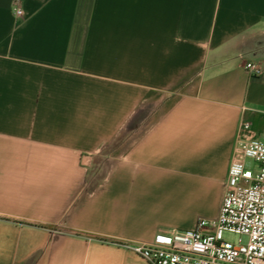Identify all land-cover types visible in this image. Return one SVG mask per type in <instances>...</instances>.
Segmentation results:
<instances>
[{
	"label": "crops",
	"instance_id": "obj_1",
	"mask_svg": "<svg viewBox=\"0 0 264 264\" xmlns=\"http://www.w3.org/2000/svg\"><path fill=\"white\" fill-rule=\"evenodd\" d=\"M263 130L264 0H0V264H147Z\"/></svg>",
	"mask_w": 264,
	"mask_h": 264
},
{
	"label": "built area",
	"instance_id": "obj_2",
	"mask_svg": "<svg viewBox=\"0 0 264 264\" xmlns=\"http://www.w3.org/2000/svg\"><path fill=\"white\" fill-rule=\"evenodd\" d=\"M14 13L22 15L18 7ZM244 69L252 77L261 73L254 63ZM240 128L247 130L249 124L242 122ZM224 232L245 236L247 242H226ZM126 248L147 264H264V140L236 138L215 217L198 218L191 230L158 228L151 243Z\"/></svg>",
	"mask_w": 264,
	"mask_h": 264
},
{
	"label": "rangeland",
	"instance_id": "obj_3",
	"mask_svg": "<svg viewBox=\"0 0 264 264\" xmlns=\"http://www.w3.org/2000/svg\"><path fill=\"white\" fill-rule=\"evenodd\" d=\"M247 165L250 166V168H252L254 166V162L248 160ZM215 200H214V195L212 194L211 197H209L206 206L204 208V210L201 213L204 214H210L212 209L214 208V204H215ZM182 207H180L179 209H173L172 212V217H178V218H183V219H191L194 215V210L191 208V204L188 201H183ZM223 239L226 242L229 243H233V244H238V243H242L245 244L247 242V238L245 236H240V235H236L233 233H229V232H224L223 234Z\"/></svg>",
	"mask_w": 264,
	"mask_h": 264
}]
</instances>
